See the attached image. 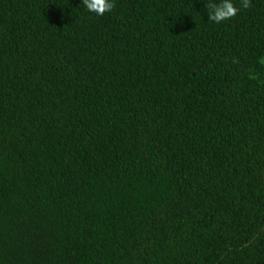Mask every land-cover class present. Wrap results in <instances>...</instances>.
I'll use <instances>...</instances> for the list:
<instances>
[{
    "label": "trees",
    "instance_id": "trees-1",
    "mask_svg": "<svg viewBox=\"0 0 264 264\" xmlns=\"http://www.w3.org/2000/svg\"><path fill=\"white\" fill-rule=\"evenodd\" d=\"M209 3L0 0V264H264V0Z\"/></svg>",
    "mask_w": 264,
    "mask_h": 264
},
{
    "label": "clouds",
    "instance_id": "clouds-1",
    "mask_svg": "<svg viewBox=\"0 0 264 264\" xmlns=\"http://www.w3.org/2000/svg\"><path fill=\"white\" fill-rule=\"evenodd\" d=\"M240 3L242 8L250 7L249 0H240ZM81 4L88 12L94 13L98 17L111 13L115 7L114 0H81ZM209 5V21L215 24L230 20L239 11L234 6L233 0H220L219 3L210 0Z\"/></svg>",
    "mask_w": 264,
    "mask_h": 264
}]
</instances>
